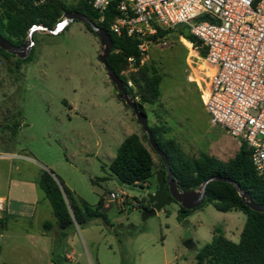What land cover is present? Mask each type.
I'll return each instance as SVG.
<instances>
[{
	"label": "rangeland",
	"instance_id": "rangeland-1",
	"mask_svg": "<svg viewBox=\"0 0 264 264\" xmlns=\"http://www.w3.org/2000/svg\"><path fill=\"white\" fill-rule=\"evenodd\" d=\"M60 1L76 7L79 0ZM164 30H168L162 37L165 44L150 45L141 60L163 77L161 100L169 110L163 138L175 140L189 158L207 154L226 162L234 157L240 142L210 122L197 101L199 96L186 85L192 73L203 69L202 57L178 36L180 30L185 31L183 27ZM32 41L28 63H18L21 59L15 55H0V188L16 213H32L35 208L31 219L16 215L8 221V237L4 244L0 242V264H48L47 256L22 233L23 229L36 233L43 222L50 221L49 203L38 187L42 170L92 206L111 192L123 191L128 196L123 211L105 200L110 226L95 219L67 230L76 264H194L195 254L211 241L216 227L228 240L239 241L244 214L219 212L210 204L192 210L183 222L176 219L174 202L143 220L142 207L133 202L156 189L155 177L143 186H118L108 168V157H114L117 147L111 142L112 156L105 155L104 147L115 126L123 124L150 151L154 170H162L161 162L131 109L113 93L114 86L98 60V38L73 21L59 34L37 31ZM133 70L129 65L125 76ZM156 109L146 106L149 126L156 123ZM17 122L20 127L15 130ZM96 178L105 179L92 183ZM186 240L194 248H187ZM54 247V255H60L59 246Z\"/></svg>",
	"mask_w": 264,
	"mask_h": 264
},
{
	"label": "trees",
	"instance_id": "trees-1",
	"mask_svg": "<svg viewBox=\"0 0 264 264\" xmlns=\"http://www.w3.org/2000/svg\"><path fill=\"white\" fill-rule=\"evenodd\" d=\"M68 12L84 14L109 34L113 42V49L107 58V64L117 78L123 82L127 93L135 101L137 109L147 116L146 106L155 104L160 97L159 87L162 77L155 68L144 63L141 64L143 54L137 48V41L124 34L118 36L109 30L110 22L116 15L113 5L109 6L101 16L87 0H79L76 7H68L60 0H46L41 4H35L33 0H0V36L13 46L20 47L27 39V31L30 27L52 28ZM178 27L185 29V31L180 30L178 36L186 39L196 48L199 41L188 33L186 27ZM85 28L95 36L89 27L85 26ZM167 31L157 27L156 33L146 38L147 43H155ZM196 49L199 55L204 58L205 47L201 46ZM32 53L33 47L30 54L25 59L18 60V63H28ZM0 55L3 57L14 56L2 49H0ZM129 58L132 59L131 62L128 61ZM129 65H132L134 70L126 77L125 73L128 71ZM128 81H131L132 88L128 87ZM19 127V122L14 124L15 130H18ZM149 129L158 147L167 158L174 180L183 190H195L208 178L220 176L237 183L240 189L249 194L256 204L264 205V178L256 173L250 160V153L243 143H240L234 157L226 162L207 154L189 158L181 151L175 140L163 138L162 127L149 126ZM108 168L111 177L117 183L128 186H143L153 179L156 173L150 151L145 147L141 138L135 134L129 135L123 140ZM161 168L164 169L162 162ZM104 179L96 178L92 180V183ZM56 180L58 179L50 172L42 170L38 179V187L49 203L59 230L60 242L74 223L80 227L99 219L106 226H110L108 218L103 213V196H100L95 206L89 205L58 180L62 186V192ZM205 192V201L199 207L210 204L215 210L223 213L239 211L244 214L246 219L237 243L228 240L221 228H214L211 241L202 246L195 254L194 264H264V213L248 208L230 183L210 181L205 186ZM135 201L136 206H141L143 210L151 208L146 198L142 201L135 199ZM191 211L179 207L177 221L183 222ZM4 226L5 217L2 216L0 217V230H3ZM52 227L53 224L50 221H45L42 224L44 232L51 230ZM63 261L61 255L53 253L52 264H63Z\"/></svg>",
	"mask_w": 264,
	"mask_h": 264
},
{
	"label": "built area",
	"instance_id": "built-area-1",
	"mask_svg": "<svg viewBox=\"0 0 264 264\" xmlns=\"http://www.w3.org/2000/svg\"><path fill=\"white\" fill-rule=\"evenodd\" d=\"M44 1L33 0L35 4ZM87 2L101 16L113 5L116 15L109 30L137 41L143 57L150 45L165 44L164 38L155 43L146 41L157 27H186L206 49L201 77L192 82L199 88L210 122L247 147L253 168L264 178V0ZM127 85L132 88L131 82ZM127 197L119 191L103 198L123 211ZM4 210L5 200L0 198V213Z\"/></svg>",
	"mask_w": 264,
	"mask_h": 264
},
{
	"label": "water",
	"instance_id": "water-1",
	"mask_svg": "<svg viewBox=\"0 0 264 264\" xmlns=\"http://www.w3.org/2000/svg\"><path fill=\"white\" fill-rule=\"evenodd\" d=\"M5 1V0H2ZM73 21L81 22L83 25L89 27L96 38H98L100 43V54H98V60L102 64L105 69L106 75L110 82L113 84L114 89L113 93L117 94L119 99L122 100L133 112L137 122L141 126L142 130L145 132L147 141L151 149L155 152V154L161 160L164 169L159 170L155 174L156 180V189L147 194L146 199L147 202L151 205L150 209L142 210V219L145 220L148 217L154 216L157 212L170 205L172 202H175L184 210H194L202 205L205 201L206 192L205 186L210 181H223L230 183L242 199L243 203L255 212L264 213V205L256 204L251 196L245 192H243L239 185L227 178H223L220 176H213L208 178L205 182L201 184L197 189L185 191L178 186L176 181L173 178L169 163L165 154L158 147L153 135L149 129L147 116L140 112L137 109L135 101L132 100L131 96L127 93V89L123 82L119 80L114 73V71L107 64V58L110 52L113 49V42L109 36V34L98 27L93 21L88 19L84 14L80 12H68L64 14V17L61 22L57 23L52 28H45L43 26H32L27 31V39L20 47H15L6 41L3 37L0 36V49L7 52L8 54L15 55L20 59H25L31 52V48L33 46L32 34L36 31L48 32L49 34H56L58 26L62 25V28ZM196 48H200L202 46L201 42H198ZM59 187L62 190L61 184L56 180ZM123 184L118 183V186H122ZM63 192V190H62ZM64 194V193H63ZM184 244L191 248L193 244L191 240H186Z\"/></svg>",
	"mask_w": 264,
	"mask_h": 264
},
{
	"label": "crops",
	"instance_id": "crops-1",
	"mask_svg": "<svg viewBox=\"0 0 264 264\" xmlns=\"http://www.w3.org/2000/svg\"><path fill=\"white\" fill-rule=\"evenodd\" d=\"M203 73L209 74L210 70H204ZM200 74H201L200 70L199 71L196 70V72L192 73V75H190L188 77V80H186V85L190 86L196 92V94L198 96H199V88L197 89V88H195V86H193L192 80L195 79V78L201 77ZM161 82H162V80H161ZM160 85H161V83H160ZM159 90H160V87H159ZM161 96H162V92L160 90V97H159L158 101L155 104H153V105H149V106H153V107L157 108L156 112L154 113V118H153L156 121V123L153 126H150V127H155V126L162 127L163 125H166L165 123H167L166 120H165V116L169 113V110H167L165 105L162 104ZM197 101H198L199 105L206 112V110L202 106L199 98H198ZM179 103H181V102H179ZM206 114H208V113L206 112ZM148 120H149V118H147V121ZM132 134H135V135L139 136L137 133L125 131L124 125L118 123L115 126V128H114V132L111 133V135L109 136L110 142L106 143V145L104 147L105 155L107 156L108 153H109V155L112 156V149H111L112 143L111 142H113V144H115V146L118 148L120 146V144L123 142V140L127 136L132 135ZM114 157H115V155H114ZM114 157H108L109 164L114 159ZM2 158H5V157H2ZM155 172H157V171L155 170ZM68 189L70 191H72L77 197L81 198L75 191H73L70 188H68ZM2 193H3V190L0 188V198L5 200V210H4V212L0 213V217H2V216L5 217V226H4L3 230H0V239H1L0 242L2 244H4L5 243V237H8V236H6L8 234V229H7L8 221L12 220L13 217H15L16 215H17V217H26L27 219H31L34 216L35 208H34V211H32V213H28L26 211H23L21 213H16L15 209H13L10 206V203H9L8 197H7L8 195H3ZM107 202H109V201H107ZM22 203L26 205L28 203V201L27 200H23ZM134 203L136 204V201L133 202V205H134ZM104 206H105V204H104ZM178 209H179V205H178ZM103 213H104V208H103ZM49 220L53 224V227H52L51 230H49L47 232H44L43 230H40V231H38L36 233H32V232H30V231H28L26 229L25 230L23 229L22 233L25 236V239L29 242V244H31V246H34V248L39 249L40 251H42L43 254H45V256H47V259H48L47 263L48 264H52L51 259H49V258H50V256H53V252L52 251L55 248L54 247L55 245H56V247L59 246L60 255L63 257V260H64L63 264H65V263L66 264H76L75 260H74L75 251L72 248V243L73 242H72L71 234L66 232L65 237L62 238V240L60 242L59 241V238H60L59 230H58V228L56 226V222H55L54 217L52 216V213L49 214ZM71 228H77L78 229L79 226L74 223V225ZM187 248H189V247H187ZM191 248H194V247H191ZM31 261L32 260H30V262Z\"/></svg>",
	"mask_w": 264,
	"mask_h": 264
},
{
	"label": "bare ground",
	"instance_id": "bare-ground-1",
	"mask_svg": "<svg viewBox=\"0 0 264 264\" xmlns=\"http://www.w3.org/2000/svg\"><path fill=\"white\" fill-rule=\"evenodd\" d=\"M62 21V20H61ZM61 21H59V22H61ZM67 27V25L66 26H64L63 28H62V25H60V26H58V28H57V31H59V32H57L56 34H59L60 32H62V31H64V29ZM37 32V31H36ZM35 33V32H34ZM33 35V34H32ZM33 47V46H32ZM32 49V48H31Z\"/></svg>",
	"mask_w": 264,
	"mask_h": 264
}]
</instances>
